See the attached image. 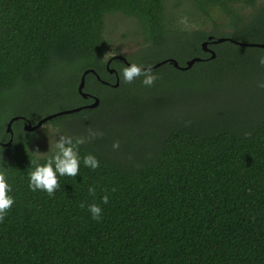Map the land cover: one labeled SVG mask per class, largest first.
Masks as SVG:
<instances>
[{
  "label": "trees",
  "instance_id": "obj_1",
  "mask_svg": "<svg viewBox=\"0 0 264 264\" xmlns=\"http://www.w3.org/2000/svg\"><path fill=\"white\" fill-rule=\"evenodd\" d=\"M185 1L194 11L181 23L170 0H0V166L14 196L0 220V264H264V88L257 87L264 47L237 43H264V0ZM111 13L137 19L138 53L153 58L148 65L202 60L185 70L151 67L150 87L139 76L112 85ZM209 35L213 58L202 47ZM220 36L230 39L214 42ZM120 64L127 63L113 57L110 67L118 73ZM90 68L100 78L88 72L84 90L99 104L47 121L61 127L73 117L64 135L83 136L80 155L94 153L99 167L58 177L52 196L33 192L27 173L51 150L29 148L35 130L26 131L22 117L3 145L13 117L4 110L40 84L61 99L79 98L55 111L80 106L77 87ZM37 109L16 114L36 123ZM105 192L102 218L93 220L80 203H100Z\"/></svg>",
  "mask_w": 264,
  "mask_h": 264
},
{
  "label": "rangeland",
  "instance_id": "obj_2",
  "mask_svg": "<svg viewBox=\"0 0 264 264\" xmlns=\"http://www.w3.org/2000/svg\"><path fill=\"white\" fill-rule=\"evenodd\" d=\"M248 8L250 7L248 6ZM168 9L175 15V17L184 16L185 19L191 17L188 11H194L190 4L185 0H170ZM179 20L180 19H176L175 22ZM139 27L137 19L132 16L123 13L107 14L105 17V36L108 40L109 50L107 51L105 58L107 59L114 54H122L129 58L130 61L136 62L137 64L148 65L153 58L138 53L139 47L142 45L140 44V41H143ZM120 66L123 67L122 64H120ZM259 79L264 80V74L260 76ZM48 89L50 91H48ZM63 90V87L57 88V91L60 93H62ZM35 93L37 94L36 97ZM55 94L56 91L48 88V84H40L36 89L20 91L18 99H15L12 106L5 108L4 117L10 118L11 116H15L16 113H19L16 111H20L23 107L30 108L38 106V112L33 113L35 116L34 121H39L42 116L48 115L50 112L55 111V109L62 107L65 104V101L66 103L74 104L77 103L79 99L76 96L61 99V97H57ZM48 97L51 99L48 100ZM52 99L53 101L50 102ZM31 110L35 111V108H32ZM72 120L73 117L63 119L61 127L54 126L51 122L46 121L42 126L35 130L29 148L38 155L46 154L48 151L52 150L54 141L56 138H59V134L64 135V133L68 132V127L73 124ZM73 128L74 126L71 130Z\"/></svg>",
  "mask_w": 264,
  "mask_h": 264
},
{
  "label": "clouds",
  "instance_id": "obj_3",
  "mask_svg": "<svg viewBox=\"0 0 264 264\" xmlns=\"http://www.w3.org/2000/svg\"><path fill=\"white\" fill-rule=\"evenodd\" d=\"M184 17L180 18L181 23ZM258 63L264 66V54L258 56ZM118 76L122 77L124 82H131L135 77H142L141 83L146 86H152L156 80V75L152 71L150 65L137 64L133 61L118 70ZM257 87L264 88V80L257 82ZM84 143L83 136H71L59 134L56 138L51 150V154L44 159L43 163L34 162V167L27 173V187L35 192L42 190L47 195L52 196L57 188L60 187L58 177L69 176L75 177L83 165L89 169H97L99 160L94 153H86L80 155L79 145ZM114 149L119 147V141L114 140L112 143ZM112 188L109 191H114ZM96 188L93 185L88 186V192L94 194ZM109 194L105 192L100 196V203H88L85 205L81 201L80 207H87L90 218L99 221L102 218L101 204H107ZM14 203L12 194V184L9 180V174L5 167L0 166V220L7 214L8 209Z\"/></svg>",
  "mask_w": 264,
  "mask_h": 264
},
{
  "label": "water",
  "instance_id": "obj_4",
  "mask_svg": "<svg viewBox=\"0 0 264 264\" xmlns=\"http://www.w3.org/2000/svg\"><path fill=\"white\" fill-rule=\"evenodd\" d=\"M210 39H212V35H211V36L209 35L208 38L202 42V47H203V49H204L205 51L211 53V58H213V57L216 56V52H215L212 48H210V46L208 45V42H209ZM227 39H230V38H229V37H223V36H220V37L214 39V42H222V41H225V40H227ZM237 43H240V44H242V45H248V46L264 47V43H257V42L246 43V42H239V41H237ZM116 56L121 57L126 63H128V60H127V58H126L124 55H122V54H119V55H113L112 58H113V57H116ZM112 58H109V59H108L107 67L109 68V71H110V72H115L117 79H116V82L113 83L112 85L117 86V85L119 84V77H118L117 70H116L115 68L109 66V63H110V61H111ZM200 60H202V57H201V56H194V57H192V58H190V59H187L186 62H185V64L182 65V64H180V63L178 62V60H177L176 58H174V57H169V58H165V59H162V60L156 62V63H155L153 66H151V67H156V66L161 65V64H163V63H165V62H171L175 67H177V68H179V69H182V70H185V69L190 68V67H191L196 61H200ZM90 71H91V72H94V73L97 75V77L100 78V77H99V74L96 73V71H95L94 69H91V68H90V69H85V70H84L83 74L81 75V78H80V82H79V84H78V87H77L78 92H79L82 96H84V97H86L87 94H88V93L84 90V87H85V81H86V74H87L88 72H90ZM93 98H94V100H93L92 102L86 104V105L75 106V107H72V108H68V109H63V110H58V111L52 112V113H50V114L44 116L43 118H41V119H40L39 121H37L36 123H33L31 120L26 119V121H25L23 127H24V129H25L26 131H34L35 129H37V128H39L40 126H42L47 120H49V119H51V118H53V117H56V116H58V115H61V114H64V113H71V112H73V111H78V110H80V109L83 108V107H90V108L96 107V106L99 104L100 99H99V97L96 96V95H94ZM19 117L26 118V117H24L23 115H15V116L11 117L10 120L8 121L7 126H6V131L9 132V133L11 134V138H10V140H8L7 142H4L3 145H8V144L11 142V140H12V138H13L12 123H13L14 120L18 119Z\"/></svg>",
  "mask_w": 264,
  "mask_h": 264
},
{
  "label": "flooded vegetation",
  "instance_id": "obj_5",
  "mask_svg": "<svg viewBox=\"0 0 264 264\" xmlns=\"http://www.w3.org/2000/svg\"><path fill=\"white\" fill-rule=\"evenodd\" d=\"M114 55H119V54H114ZM116 57H118V56H116ZM119 59H122L121 57H118ZM107 59H109V58H107ZM123 60V59H122ZM108 61V60H107ZM111 62H112V59H111V61H110V63H109V66H110V64H111ZM107 69L109 70V68L107 67ZM110 72V71H109ZM114 73V75H116L115 74V72H113ZM100 77V76H99ZM85 84H86V81H85ZM88 94H87V96L86 97H84V96H82L81 94V96L84 98V100H86L82 105H86V104H88V103H90V102H92L93 100H94V98H93V96H94V94H92V93H89L87 90H85ZM88 108H90V107H88ZM24 116V115H23ZM24 117H26V116H24ZM23 119V126H24V123H25V121H26V119H27V117L26 118H22ZM38 129V128H37ZM36 130V129H35Z\"/></svg>",
  "mask_w": 264,
  "mask_h": 264
}]
</instances>
